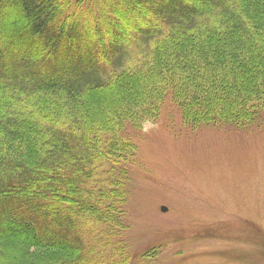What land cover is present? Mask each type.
<instances>
[{
    "label": "trees",
    "instance_id": "obj_1",
    "mask_svg": "<svg viewBox=\"0 0 264 264\" xmlns=\"http://www.w3.org/2000/svg\"><path fill=\"white\" fill-rule=\"evenodd\" d=\"M126 1L0 0V264L154 263L158 245L131 253L125 238L126 129L168 93L195 126L264 117V0H148L141 28ZM31 43L43 74L21 63Z\"/></svg>",
    "mask_w": 264,
    "mask_h": 264
},
{
    "label": "rangeland",
    "instance_id": "obj_2",
    "mask_svg": "<svg viewBox=\"0 0 264 264\" xmlns=\"http://www.w3.org/2000/svg\"><path fill=\"white\" fill-rule=\"evenodd\" d=\"M150 1L124 2L127 26L152 21L143 14ZM151 2L157 9L164 0ZM81 36L80 47L100 65L90 40ZM35 45L23 46L31 62L21 63L27 72L43 74L49 68L41 60L48 54ZM134 63L131 56L125 61ZM174 102L168 93L154 122L126 129L138 145L125 206L129 250L137 254L158 245L150 264H264V117L249 127L195 126L184 122Z\"/></svg>",
    "mask_w": 264,
    "mask_h": 264
},
{
    "label": "water",
    "instance_id": "obj_3",
    "mask_svg": "<svg viewBox=\"0 0 264 264\" xmlns=\"http://www.w3.org/2000/svg\"><path fill=\"white\" fill-rule=\"evenodd\" d=\"M162 209L164 210V207H162Z\"/></svg>",
    "mask_w": 264,
    "mask_h": 264
}]
</instances>
